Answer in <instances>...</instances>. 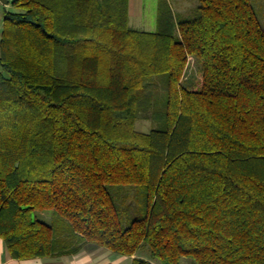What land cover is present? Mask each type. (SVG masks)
Segmentation results:
<instances>
[{
  "label": "trees",
  "instance_id": "1",
  "mask_svg": "<svg viewBox=\"0 0 264 264\" xmlns=\"http://www.w3.org/2000/svg\"><path fill=\"white\" fill-rule=\"evenodd\" d=\"M198 2L178 17L157 0L145 31L130 0L8 1L0 239L12 259L93 247L154 264L136 257L147 246L159 264H264V26L252 0ZM189 58L197 75L183 83ZM113 185L142 189L139 216L124 217Z\"/></svg>",
  "mask_w": 264,
  "mask_h": 264
},
{
  "label": "rangeland",
  "instance_id": "2",
  "mask_svg": "<svg viewBox=\"0 0 264 264\" xmlns=\"http://www.w3.org/2000/svg\"><path fill=\"white\" fill-rule=\"evenodd\" d=\"M170 5L178 17L191 16L194 8L198 6V0H169ZM131 14L130 25L131 27L139 30L154 31L156 28V3L157 0H130ZM252 6L254 7L262 25L264 26V0H252ZM10 8V7H9ZM3 27V25H2ZM198 70V64L194 58H189V62L184 74L183 83H189L192 81ZM152 128V124L149 122H137L136 129L143 132H148ZM110 191L115 200L121 206L124 217H128L131 212L135 216H139L142 212L143 204V191L140 187L136 186H122L113 185L110 186ZM125 203V204H124ZM127 204H130L128 207ZM133 215V216H134ZM35 217L40 220L49 222L53 217V211H36ZM137 258L150 260L154 264H159L153 260L150 256V252L147 246L142 247L136 254ZM127 256V261L124 264H131L132 259ZM181 264H194L192 258L183 257Z\"/></svg>",
  "mask_w": 264,
  "mask_h": 264
},
{
  "label": "crops",
  "instance_id": "3",
  "mask_svg": "<svg viewBox=\"0 0 264 264\" xmlns=\"http://www.w3.org/2000/svg\"><path fill=\"white\" fill-rule=\"evenodd\" d=\"M130 4L129 16L131 14ZM8 9V4L4 5L0 2V36L4 22V11ZM126 258L127 256L116 255L102 248L89 247L73 256L35 258L19 261L11 258L5 244L0 239V264H124L127 261Z\"/></svg>",
  "mask_w": 264,
  "mask_h": 264
},
{
  "label": "water",
  "instance_id": "4",
  "mask_svg": "<svg viewBox=\"0 0 264 264\" xmlns=\"http://www.w3.org/2000/svg\"><path fill=\"white\" fill-rule=\"evenodd\" d=\"M0 2L4 5H6L8 3V0H0Z\"/></svg>",
  "mask_w": 264,
  "mask_h": 264
},
{
  "label": "built area",
  "instance_id": "5",
  "mask_svg": "<svg viewBox=\"0 0 264 264\" xmlns=\"http://www.w3.org/2000/svg\"><path fill=\"white\" fill-rule=\"evenodd\" d=\"M9 1V0H8Z\"/></svg>",
  "mask_w": 264,
  "mask_h": 264
}]
</instances>
